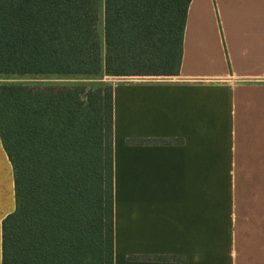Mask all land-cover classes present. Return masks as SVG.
Instances as JSON below:
<instances>
[{"label":"crops","instance_id":"1","mask_svg":"<svg viewBox=\"0 0 264 264\" xmlns=\"http://www.w3.org/2000/svg\"><path fill=\"white\" fill-rule=\"evenodd\" d=\"M91 76L112 87L113 264H264V0H190L175 75ZM13 208L0 140V244Z\"/></svg>","mask_w":264,"mask_h":264},{"label":"trees","instance_id":"2","mask_svg":"<svg viewBox=\"0 0 264 264\" xmlns=\"http://www.w3.org/2000/svg\"><path fill=\"white\" fill-rule=\"evenodd\" d=\"M190 0H0V75H175ZM0 264H113L111 85L0 84Z\"/></svg>","mask_w":264,"mask_h":264},{"label":"rangeland","instance_id":"3","mask_svg":"<svg viewBox=\"0 0 264 264\" xmlns=\"http://www.w3.org/2000/svg\"><path fill=\"white\" fill-rule=\"evenodd\" d=\"M98 7V23H97V37L103 49V3L102 0H97ZM104 81V82H103ZM108 83L110 81H100L98 77L91 75H0V84H25L32 87H55L60 88L64 86H83L85 89L94 88L99 84Z\"/></svg>","mask_w":264,"mask_h":264}]
</instances>
